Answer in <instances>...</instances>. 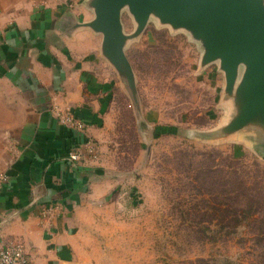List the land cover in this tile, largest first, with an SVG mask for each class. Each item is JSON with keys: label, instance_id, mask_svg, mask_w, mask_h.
<instances>
[{"label": "rangeland", "instance_id": "rangeland-1", "mask_svg": "<svg viewBox=\"0 0 264 264\" xmlns=\"http://www.w3.org/2000/svg\"><path fill=\"white\" fill-rule=\"evenodd\" d=\"M121 20L129 66L111 71L105 151L93 138L94 161L103 155L111 191L83 212L94 261L264 264L258 238L264 213L257 221L229 218L223 224L217 210V186L234 178L237 166L245 181L258 175L264 181V158L232 142L238 133L224 128L234 104L222 59L205 60L204 40L186 27L151 20L139 31L128 6ZM30 100L16 81L0 77V135L16 132L30 115L23 108ZM11 149L16 156L17 143Z\"/></svg>", "mask_w": 264, "mask_h": 264}, {"label": "crops", "instance_id": "crops-1", "mask_svg": "<svg viewBox=\"0 0 264 264\" xmlns=\"http://www.w3.org/2000/svg\"><path fill=\"white\" fill-rule=\"evenodd\" d=\"M93 3L0 0V77L16 81L31 99L23 107L30 115L16 132L0 135V168L8 175L0 185V246L23 245L33 264H97L83 212L111 191L105 159L100 153L98 161L77 168L66 160L69 149L87 138H95L101 151L107 142L116 68L104 50V34L91 24ZM151 20L160 22L154 15ZM55 107L71 109L86 131L61 124ZM230 140L264 158V120L255 119ZM47 206L56 208L44 213Z\"/></svg>", "mask_w": 264, "mask_h": 264}, {"label": "water", "instance_id": "water-1", "mask_svg": "<svg viewBox=\"0 0 264 264\" xmlns=\"http://www.w3.org/2000/svg\"><path fill=\"white\" fill-rule=\"evenodd\" d=\"M93 6L91 24L104 34V50L118 71L129 66L121 20L128 6L139 31L154 15L193 30L205 42V60L222 59L234 104L226 131L239 136L255 119L264 120V0H94Z\"/></svg>", "mask_w": 264, "mask_h": 264}, {"label": "trees", "instance_id": "trees-1", "mask_svg": "<svg viewBox=\"0 0 264 264\" xmlns=\"http://www.w3.org/2000/svg\"><path fill=\"white\" fill-rule=\"evenodd\" d=\"M222 172H224L223 168L220 169V173ZM241 176L240 168L237 166L233 172L234 178L231 180L224 179L217 186L215 193L218 203L217 210L222 215L220 220H222L223 224L225 223L224 220H228L229 218L235 223L241 221L243 218L257 221L262 217L260 215L264 213L263 178H260L258 175L250 183L245 181ZM261 222L264 228V217ZM261 234L262 236L258 237L261 238L259 239V243H263L261 246L264 248V231ZM197 261L199 264H211L210 260L204 258H200Z\"/></svg>", "mask_w": 264, "mask_h": 264}, {"label": "built area", "instance_id": "built-area-1", "mask_svg": "<svg viewBox=\"0 0 264 264\" xmlns=\"http://www.w3.org/2000/svg\"><path fill=\"white\" fill-rule=\"evenodd\" d=\"M54 113L61 124L73 131L77 133L86 131L85 122L78 118L71 109L55 107ZM97 148V142L93 138H87L84 142L69 149L66 160L72 168H77L88 161H94ZM7 179V173L0 169V185ZM55 208L54 206H47L44 213L53 211ZM0 264H33V262L23 245L9 242L0 246Z\"/></svg>", "mask_w": 264, "mask_h": 264}]
</instances>
